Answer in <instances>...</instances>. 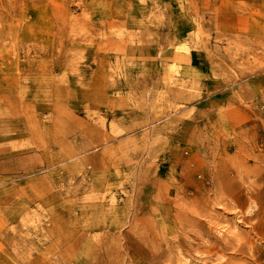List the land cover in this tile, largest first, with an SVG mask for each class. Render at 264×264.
Wrapping results in <instances>:
<instances>
[{"label":"rangeland","instance_id":"obj_1","mask_svg":"<svg viewBox=\"0 0 264 264\" xmlns=\"http://www.w3.org/2000/svg\"><path fill=\"white\" fill-rule=\"evenodd\" d=\"M0 264H264V0H0Z\"/></svg>","mask_w":264,"mask_h":264},{"label":"bare ground","instance_id":"obj_2","mask_svg":"<svg viewBox=\"0 0 264 264\" xmlns=\"http://www.w3.org/2000/svg\"><path fill=\"white\" fill-rule=\"evenodd\" d=\"M185 213V212H184ZM187 213V212H186ZM181 217V216H180Z\"/></svg>","mask_w":264,"mask_h":264}]
</instances>
